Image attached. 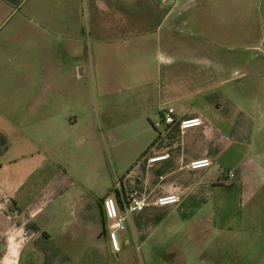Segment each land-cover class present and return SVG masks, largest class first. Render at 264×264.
Segmentation results:
<instances>
[{
    "label": "crops",
    "instance_id": "crops-1",
    "mask_svg": "<svg viewBox=\"0 0 264 264\" xmlns=\"http://www.w3.org/2000/svg\"><path fill=\"white\" fill-rule=\"evenodd\" d=\"M78 4L85 11L73 0H0V264H225L235 257L222 248L242 244L249 264H264V114L256 123L247 87L230 86L215 51L158 53L143 39L118 49L127 38L158 30L157 39L170 42L175 22L227 16L216 9L232 2ZM86 37L89 59L76 64L78 77L94 66L114 79L125 69L151 67L164 85L156 96L130 102L138 120L158 115L164 123L166 109H174L175 123H151L154 139L121 165L110 160L108 143L94 139L88 103L61 94L68 83L60 80V63L47 59H73V42ZM225 86L242 90L231 97ZM194 117L202 125L182 131L178 121ZM104 119L101 130L108 132ZM162 155L167 158L148 161ZM204 158L212 161L209 168L187 169ZM228 170L235 178L224 186ZM171 194L179 197L175 205L129 213L117 230L119 250L112 249L106 197L122 214L131 195L154 200Z\"/></svg>",
    "mask_w": 264,
    "mask_h": 264
},
{
    "label": "rangeland",
    "instance_id": "rangeland-1",
    "mask_svg": "<svg viewBox=\"0 0 264 264\" xmlns=\"http://www.w3.org/2000/svg\"><path fill=\"white\" fill-rule=\"evenodd\" d=\"M82 0H73V5H78ZM215 1V0H214ZM219 2H232L231 7L216 9L217 12H224L225 15H218L211 21L203 22L197 20H189L187 25H183L177 21L174 24V31H171L170 42L157 34L149 36H137L133 39H126L127 45H122L123 51L131 49L132 46L139 42L138 39L148 41V48L152 51L161 53L168 49H191L196 48L205 51L216 52L223 63V78L230 79L231 85H244L248 91V95L252 96V100L256 102L254 111L256 113V123L259 121L260 114H264V0H216ZM19 10V9H18ZM17 10V11H18ZM20 10L19 14L22 13ZM85 15V13H83ZM213 17V16H212ZM219 19V20H218ZM212 21H215L213 23ZM12 24V22H9ZM7 25L8 27L11 25ZM163 27L162 29H165ZM8 28L1 31L2 34ZM1 34V35H2ZM85 40V41H84ZM83 41L73 42V59L63 57L61 62L48 56V60H53V64L60 63V80L68 83L66 87L61 89L63 96H75L77 99H83L90 107L89 113L93 118V125L96 130L94 139L102 144L108 143V154L110 160H114L122 164L123 160H130L135 155V148H140V144L150 143L155 136L151 123L158 124L163 127L164 123L159 116H153L152 119L138 120L136 107L130 103L134 99L144 97H154L158 94L164 85V79L158 77L154 69L148 67L145 71L130 73L123 71L116 73L117 78L112 76H104L101 71H97L95 66L93 69H87L82 77H78L80 67L76 64H84L88 61L89 53H87V37ZM81 43V44H80ZM77 52V54L75 53ZM76 54V56H75ZM79 54V55H78ZM79 58H76V57ZM163 58L168 57L165 52ZM217 58L215 61L217 62ZM215 62V63H216ZM71 64L67 67L66 64ZM4 62L0 61V68L4 67ZM206 66V65H205ZM107 74V73H105ZM185 76L195 73H182ZM57 75V73L55 74ZM59 78V77H58ZM104 79V81H103ZM57 80V78H56ZM224 93L230 92V96L236 95V92L242 88L229 89L226 86L222 88ZM2 94L6 90L1 91ZM237 96V95H236ZM127 100L126 103H123ZM111 115V119H104L102 114ZM263 111V112H262ZM108 117V116H106ZM108 125V132L101 130L102 122ZM260 119V118H259ZM104 138V140H103ZM102 143V144H101ZM104 155L106 153L104 152ZM124 157V159H123ZM243 245V244H242ZM242 245L233 248H222V252L229 251V255H234L231 259L232 263L225 264H249L245 259V248Z\"/></svg>",
    "mask_w": 264,
    "mask_h": 264
},
{
    "label": "built area",
    "instance_id": "built-area-1",
    "mask_svg": "<svg viewBox=\"0 0 264 264\" xmlns=\"http://www.w3.org/2000/svg\"><path fill=\"white\" fill-rule=\"evenodd\" d=\"M162 120L165 125L169 126L175 123L174 119V109L168 108L166 109ZM178 125L182 131L200 127L202 125V120L200 117H194L191 119H182L178 121ZM167 158L166 155L151 157L149 158V162H157L161 160H165ZM212 165V161L208 158L192 160L187 163L186 167L189 170H198V169H207ZM235 178V173L231 170L224 172V178L222 180V185L230 186L233 179ZM179 201V197L176 194L164 195L155 198L154 200H149L146 197H140L136 195H131L128 201H125L123 204V212L122 214L119 211L118 205L116 201L111 197H106L102 202L103 212L105 218L111 224V230L108 232V239L110 245L113 250H119V242L117 236V230H122L124 228V221L127 218V215L132 212H140L144 210L149 205H153L156 207H165L170 205H175Z\"/></svg>",
    "mask_w": 264,
    "mask_h": 264
}]
</instances>
